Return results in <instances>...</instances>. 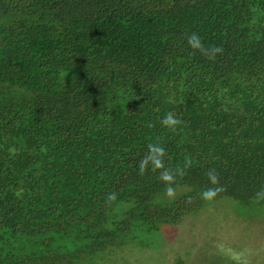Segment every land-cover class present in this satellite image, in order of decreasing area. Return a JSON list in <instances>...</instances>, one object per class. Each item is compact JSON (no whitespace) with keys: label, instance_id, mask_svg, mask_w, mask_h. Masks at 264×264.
<instances>
[{"label":"trees","instance_id":"16d2710c","mask_svg":"<svg viewBox=\"0 0 264 264\" xmlns=\"http://www.w3.org/2000/svg\"><path fill=\"white\" fill-rule=\"evenodd\" d=\"M157 142L174 198L139 174ZM208 187L264 205V0H0V264H87L201 214Z\"/></svg>","mask_w":264,"mask_h":264},{"label":"rangeland","instance_id":"374dc122","mask_svg":"<svg viewBox=\"0 0 264 264\" xmlns=\"http://www.w3.org/2000/svg\"><path fill=\"white\" fill-rule=\"evenodd\" d=\"M201 214L88 257L87 264H264V205L228 198Z\"/></svg>","mask_w":264,"mask_h":264},{"label":"clouds","instance_id":"9594fccd","mask_svg":"<svg viewBox=\"0 0 264 264\" xmlns=\"http://www.w3.org/2000/svg\"><path fill=\"white\" fill-rule=\"evenodd\" d=\"M187 43L190 48L193 50H198L201 52L202 55L206 56L208 59H214L215 55L222 50L219 47L212 46L209 48H205L201 38L196 33H192L188 35L187 37ZM183 122L173 113L168 112L165 114V116L161 120V124L168 128L171 131H176L177 126L181 125ZM151 126V125H149ZM166 155L165 149L160 143H149L147 145V152L143 156V158L140 160L138 169L139 174L143 175L146 170L149 168L152 171L159 170V176L158 179L164 182L165 184V196L169 198H174L176 189L173 186L176 183V177L177 175H184V169L178 168L176 170H172L169 168H165L164 165V157ZM191 165V161L188 160L185 162L184 168H187ZM209 182L212 185H218L219 184V177L216 174L214 170H208L206 173ZM221 191V188L219 187H208L204 191L200 193V197L203 200H212L215 198V196ZM117 197V194L115 192L109 193L107 197V201H115ZM255 200L264 199V188H261L254 197Z\"/></svg>","mask_w":264,"mask_h":264}]
</instances>
